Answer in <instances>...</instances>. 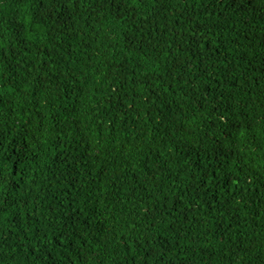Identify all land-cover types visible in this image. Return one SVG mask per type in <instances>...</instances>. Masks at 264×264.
Here are the masks:
<instances>
[{
    "label": "trees",
    "instance_id": "1",
    "mask_svg": "<svg viewBox=\"0 0 264 264\" xmlns=\"http://www.w3.org/2000/svg\"><path fill=\"white\" fill-rule=\"evenodd\" d=\"M130 4L0 3V264H264V0Z\"/></svg>",
    "mask_w": 264,
    "mask_h": 264
},
{
    "label": "snow or ice",
    "instance_id": "2",
    "mask_svg": "<svg viewBox=\"0 0 264 264\" xmlns=\"http://www.w3.org/2000/svg\"><path fill=\"white\" fill-rule=\"evenodd\" d=\"M2 2H3V0H0V3H2ZM144 2H145V0H131V4H130V6H131L132 8H138V7L143 6V5H144ZM224 2H225V0H217V3H219V4H221V5H222ZM232 2L235 3V2H237V0H232ZM201 32H203L202 29H201ZM205 39H207V37H205ZM193 43L198 47L199 51L201 52V56H203L204 49H203L202 47H200V43H199V41L196 40V41H193ZM219 46H220V47H223V45H219ZM214 47H215V46H214ZM213 50H214V48H209V49H208V51H213ZM190 67H191V65H189V68H190ZM185 71H187V69H186ZM234 71H235V70H234ZM0 75H2V73H0ZM157 75H158V73H157ZM8 83L10 84L11 81H8ZM3 86H4V82H3L2 80H0V87H3ZM13 90H15V89H13ZM0 95H3V93L0 92ZM0 111H2V110H0ZM232 111H233L232 108H228V109H226V112H228L229 114H230ZM261 117L264 118V112L261 113ZM221 119L224 120V122H225V126H226V127L230 125V123H231L230 116H229L228 118H225L224 116H222ZM262 130H264V129H262ZM176 131H177V135H180L181 132H182L181 129H177ZM237 131H240V129H239V128H235V129H233V132H237ZM248 131H252V126H251V125L249 126ZM241 135H244V133H241ZM245 138H247V137H245ZM254 139H255V137H253V140H254ZM227 140H228V141H231V140H232V137H231V136L227 137ZM225 149H227L228 151L235 150V149H236V145H235V143H231V146L229 147L228 144H224V143H220V144H218L216 150H217V152L221 155V158H223V150H225ZM232 163H233V165H234L237 169H239L241 163L247 165V164H248V161H247L246 159H242V160L238 163L236 160H233ZM222 167H223V166H222ZM228 182H229V183H234V184H236V185H240V184L243 183V179H242V177L233 174L232 177L228 178ZM234 190L237 191L238 193L240 192V189H239V188H236V189H234ZM233 200H235V198H233ZM233 200H229V202H228V203H229V206H232V207L235 206V204L233 203ZM4 203H5V202H4L3 200H0V214H5ZM236 203H240V202L237 201ZM240 206H241V207H244V204H243V203H240ZM211 210H212V209L210 208V211H211ZM259 211H260L261 214H264V207H261V209H260ZM221 215H223V213H221ZM5 218H6V215H5ZM237 219H239V217H237ZM2 222H3V221L0 220V223H2ZM161 264H162V261H161Z\"/></svg>",
    "mask_w": 264,
    "mask_h": 264
}]
</instances>
